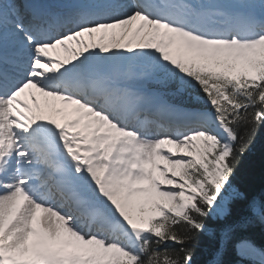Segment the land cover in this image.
Returning a JSON list of instances; mask_svg holds the SVG:
<instances>
[{
    "label": "snow or ice",
    "instance_id": "6c2138e0",
    "mask_svg": "<svg viewBox=\"0 0 264 264\" xmlns=\"http://www.w3.org/2000/svg\"><path fill=\"white\" fill-rule=\"evenodd\" d=\"M261 127L264 0H0V264H264Z\"/></svg>",
    "mask_w": 264,
    "mask_h": 264
},
{
    "label": "trees",
    "instance_id": "16d2710c",
    "mask_svg": "<svg viewBox=\"0 0 264 264\" xmlns=\"http://www.w3.org/2000/svg\"><path fill=\"white\" fill-rule=\"evenodd\" d=\"M234 184L249 196L264 194V127H261L255 137L252 147L240 157ZM218 227L215 222L212 225ZM257 246L264 245V237L258 232L248 233ZM215 242L208 236L198 238L194 245L195 264H206L211 257ZM226 259L229 264H241V258L234 247L230 248Z\"/></svg>",
    "mask_w": 264,
    "mask_h": 264
},
{
    "label": "rangeland",
    "instance_id": "374dc122",
    "mask_svg": "<svg viewBox=\"0 0 264 264\" xmlns=\"http://www.w3.org/2000/svg\"><path fill=\"white\" fill-rule=\"evenodd\" d=\"M97 42H98V37H97ZM89 43H91V41L89 40ZM70 48L72 47V45H70L69 46ZM66 55V56H65ZM59 56H60V59H62V60H68V59H70L71 58V52H68V53H65V52H63L62 50L60 51V53H59ZM38 99L40 100V102H41V104L43 105V98H40L39 96H38ZM29 103H31V101L29 100ZM55 103H59V102H55ZM46 115L48 114L47 113V111H46V113H45Z\"/></svg>",
    "mask_w": 264,
    "mask_h": 264
},
{
    "label": "bare ground",
    "instance_id": "6f19581e",
    "mask_svg": "<svg viewBox=\"0 0 264 264\" xmlns=\"http://www.w3.org/2000/svg\"><path fill=\"white\" fill-rule=\"evenodd\" d=\"M66 56V55H65ZM41 100V99H40ZM42 101V100H41Z\"/></svg>",
    "mask_w": 264,
    "mask_h": 264
}]
</instances>
